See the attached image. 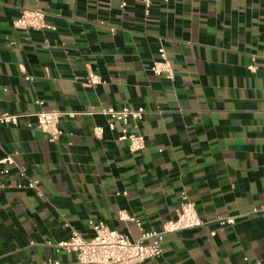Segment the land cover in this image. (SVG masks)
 Returning a JSON list of instances; mask_svg holds the SVG:
<instances>
[{
    "label": "crops",
    "instance_id": "obj_1",
    "mask_svg": "<svg viewBox=\"0 0 264 264\" xmlns=\"http://www.w3.org/2000/svg\"><path fill=\"white\" fill-rule=\"evenodd\" d=\"M120 1L0 0V114L19 116L0 126V158L17 152L42 193L0 190V264H71L54 245L99 222L136 241L176 217L181 193L204 225L141 264H264V0H152L148 17ZM32 10L50 29L13 27ZM160 45L173 79L150 71ZM107 108L144 110L143 151L117 140ZM40 111L62 115L54 143L26 126Z\"/></svg>",
    "mask_w": 264,
    "mask_h": 264
},
{
    "label": "built area",
    "instance_id": "obj_2",
    "mask_svg": "<svg viewBox=\"0 0 264 264\" xmlns=\"http://www.w3.org/2000/svg\"><path fill=\"white\" fill-rule=\"evenodd\" d=\"M167 2L168 0H163ZM144 15L148 17L152 6V0H141ZM126 0H121L120 9H124ZM13 27L21 30H45L50 29L45 23V15L41 11H22L20 16L13 21ZM113 32V31H112ZM150 71L156 76H164L167 79H173L174 70L167 58L163 45H160L157 51V59L153 62ZM99 83L97 76L90 75L88 84L95 85ZM41 105V103H38ZM102 113L108 117L107 126L110 131L118 128L119 142H126L130 153H139L145 149V141L139 133L138 124L142 121L144 110L139 108L131 110L122 108L115 110L112 108L103 109ZM61 114L57 111H40L35 114V123H28V128L35 127L48 137L50 143L56 142L62 135L58 124ZM74 117V115H69ZM19 116L9 113L0 114V126H17ZM103 131L101 128H94L92 135L94 138H101ZM18 153L13 152L0 158V190L5 188H15L18 190H32L37 196L42 197L39 190V181L29 177L24 168L16 163ZM12 171H15L17 182L15 184H5V180L10 177ZM259 212V211H258ZM255 211V213H258ZM264 214V209L262 210ZM120 221L135 223L133 217L125 213H120ZM218 224L221 227L232 226L234 219H219ZM204 225L198 216L194 203L185 193H181V203L179 205L176 217L165 222L159 231H142L136 241H132L129 236L121 234L115 230L109 229L103 223L99 222L94 227V236L86 240L78 232L69 229L70 234L67 241L59 242L53 249L56 254L66 253L74 255V261L71 264H141L148 260L159 259L163 255V239L166 236L174 235L186 230L198 229ZM214 233L211 234L213 236ZM41 264H61L54 259H48ZM253 264H259L255 262Z\"/></svg>",
    "mask_w": 264,
    "mask_h": 264
}]
</instances>
